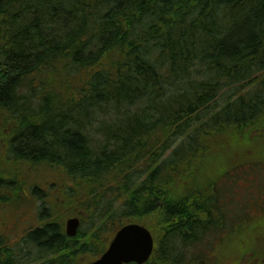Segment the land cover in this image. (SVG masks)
<instances>
[{"label": "trees", "instance_id": "trees-1", "mask_svg": "<svg viewBox=\"0 0 264 264\" xmlns=\"http://www.w3.org/2000/svg\"><path fill=\"white\" fill-rule=\"evenodd\" d=\"M0 120L82 218L63 240L42 209L31 255L0 264H80L126 223L154 236L146 264H215L220 236L264 225V0H0Z\"/></svg>", "mask_w": 264, "mask_h": 264}, {"label": "flooded vegetation", "instance_id": "flooded-vegetation-1", "mask_svg": "<svg viewBox=\"0 0 264 264\" xmlns=\"http://www.w3.org/2000/svg\"><path fill=\"white\" fill-rule=\"evenodd\" d=\"M13 130L14 129L11 127L7 129L0 126V148L4 150L3 154H6L7 151H9V159L11 160V164H16L17 155L16 152L15 154L13 153V150L14 147L16 148L17 138H16V133H14ZM8 131L10 132V134H9V138L6 140L4 137L8 133ZM35 179L36 178L34 176L31 178L27 189H31L32 187H37L38 188L37 193L42 191L46 199V202H48L49 204L52 203L56 205V204H62L66 200V198L64 197V192L62 190L65 187L63 186L62 183L58 182V177L51 176L48 179L44 178L45 184L43 186L36 184ZM0 181H1L0 182V245L4 244L6 246L11 247L16 257L18 258L24 257L26 259L31 255L29 246L34 242V239L32 238V233L36 230H43L48 225H51L53 223L45 220H43L42 222H38L37 220H41V218L38 217V215L33 214L34 219L37 222L36 224H34L31 221H28V219L22 215L24 212H21L18 215L19 210L21 209L18 208V194L16 192V188H17L16 176L12 174L3 175L0 173ZM29 198L32 197L28 195L21 197V199H27V201L29 200ZM65 208H66L65 206L64 207L59 206L56 208L49 206V211L52 214L55 212V210L62 209L63 211L62 213L70 215V217L78 216V214L81 212L80 208L77 206L74 207L67 206L68 209ZM35 209L36 207H34V210ZM67 210L69 211V213H66ZM66 218L67 217L64 218V221L62 223L54 224L56 227L54 230H57V232L63 238V240L64 237H67L65 230ZM79 218L82 220L80 216ZM18 219H22V220L18 222ZM47 236H50V233H47ZM75 238H69V239L73 240ZM57 255H59L58 252H56L53 256H50V261L54 260L55 258H58L59 256L57 257Z\"/></svg>", "mask_w": 264, "mask_h": 264}, {"label": "rangeland", "instance_id": "rangeland-1", "mask_svg": "<svg viewBox=\"0 0 264 264\" xmlns=\"http://www.w3.org/2000/svg\"><path fill=\"white\" fill-rule=\"evenodd\" d=\"M11 126H7L5 128H9ZM12 128V127H11ZM12 132V131H11ZM10 132L5 135V139L7 140L9 138ZM259 138V144H264V135L257 134ZM18 141H16V144ZM249 149V151H248ZM246 149L249 152L248 158L251 156L258 157L257 152L251 151V147H248ZM2 148H0V169L2 171H7L8 173L12 171L17 177L18 180V191L17 194H19L22 190V185L20 183V179L27 181H30L32 178V175L35 176V178L38 180V182H41L43 174H49L50 171H53L52 169L48 168L47 166H41L38 170L33 169L29 167L28 165H22L19 163L17 167H12L11 163L8 164L7 159L9 158V154H3ZM264 154V152H262ZM210 161V158H208ZM244 157L239 160L243 161ZM29 162H32V160H28ZM4 162V164H3ZM45 183H42V186ZM223 184V182H222ZM30 196L31 193L29 192ZM257 195H260V193L257 191ZM23 197V195H21ZM249 196V195H248ZM32 197V196H31ZM32 199L35 200V204H33ZM246 199L249 201L250 205L256 204V205H262L264 204V199L260 198H252V197H246ZM36 205V214L38 217H40L42 220L47 221V216H41L42 209H47L49 212V206H52L54 208L56 207H62V204H49L46 202V199L44 197V194L42 191L37 193L35 198H29L27 199H20L18 200V208L21 209L19 212H24L22 215L28 219V221H31L32 223L36 224V220L34 219V215H31L34 213V207ZM62 213V209L55 210L54 217L56 218ZM264 215V210L260 211ZM57 219V218H56ZM22 219H18V222H20ZM250 243L257 241L258 244H264V225L262 223L255 224H237L234 226V230L232 233L226 234L225 236L217 240L219 244L216 246L215 251L210 252L211 258L216 261L215 264H232V259L236 258L237 255H233V251L242 250L243 256H247L249 254L248 259L250 261H255L256 259H264V248L260 245H257L255 247H252L253 245H247L248 241ZM246 245V246H245ZM214 255V256H213ZM87 260V259H86ZM84 262V261H83Z\"/></svg>", "mask_w": 264, "mask_h": 264}, {"label": "water", "instance_id": "water-1", "mask_svg": "<svg viewBox=\"0 0 264 264\" xmlns=\"http://www.w3.org/2000/svg\"><path fill=\"white\" fill-rule=\"evenodd\" d=\"M79 226L77 219L67 222V233L74 236ZM153 251L150 232L138 224L120 228L103 255L91 264H144Z\"/></svg>", "mask_w": 264, "mask_h": 264}]
</instances>
